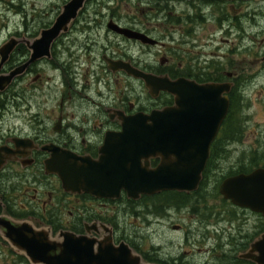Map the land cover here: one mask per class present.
I'll use <instances>...</instances> for the list:
<instances>
[{
    "label": "flooded vegetation",
    "instance_id": "flooded-vegetation-1",
    "mask_svg": "<svg viewBox=\"0 0 264 264\" xmlns=\"http://www.w3.org/2000/svg\"><path fill=\"white\" fill-rule=\"evenodd\" d=\"M94 6V18L81 17L86 7L70 26L71 32L77 23L82 25L79 30L84 40L72 50L70 63L56 55L57 43L69 32L54 43L51 59L32 64L15 79L12 104L25 105L26 116L14 114L9 120L4 111L0 113V264H33L15 250L5 223L14 229L27 225L51 238L70 232L104 239L109 235L105 229H111L118 242L123 228L115 222L117 208L120 211L136 202L141 211L162 216L165 209L155 213L149 204L154 197L176 194L166 192L134 201L123 190L119 198H97L67 192L60 177L47 173V162L53 159L48 149L98 161L107 137L122 132L117 113L149 114L176 106V96L163 91L152 96L144 80L111 69V62L171 82L226 84L232 91L264 88V0H102ZM15 38L18 43L10 69L20 68L31 57L27 36ZM230 54L236 56L235 61L229 59ZM80 56L90 59L85 68L77 67ZM46 67L56 74L44 77ZM26 79H30L28 99L21 94ZM52 83L59 96H51L56 93ZM43 87L49 93L46 97ZM4 95L0 94V111L7 104ZM213 150L216 163L229 151L224 125L212 145L211 158ZM251 161L249 165L256 163L255 158ZM150 162L155 168L160 160ZM169 206L175 204L164 207ZM235 208L259 217L248 209ZM248 242L242 247H249Z\"/></svg>",
    "mask_w": 264,
    "mask_h": 264
},
{
    "label": "water",
    "instance_id": "water-1",
    "mask_svg": "<svg viewBox=\"0 0 264 264\" xmlns=\"http://www.w3.org/2000/svg\"><path fill=\"white\" fill-rule=\"evenodd\" d=\"M88 1L70 0L51 28L43 30L33 43L27 42L32 54L20 68L3 73L17 40L12 38L0 48V93L32 64L51 59L54 43L70 31ZM110 68L144 80L152 96L161 91L176 96V106L151 114L117 113L122 132L107 137L98 161L48 149L53 159L47 162V173L60 177L67 192H85L105 199L119 198L123 190L133 200L162 192L198 190L211 146L230 110L231 85L171 82L122 62H111ZM151 159L160 160L157 167L151 168ZM220 194L233 205L264 217V168L225 179ZM5 227L8 237L15 241V250L33 264H143L140 255L125 242L116 245L113 236L98 240L62 232L51 238L27 225L14 229L5 223ZM239 258L264 264V234Z\"/></svg>",
    "mask_w": 264,
    "mask_h": 264
},
{
    "label": "rangeland",
    "instance_id": "rangeland-1",
    "mask_svg": "<svg viewBox=\"0 0 264 264\" xmlns=\"http://www.w3.org/2000/svg\"><path fill=\"white\" fill-rule=\"evenodd\" d=\"M69 1L0 0V48L15 36L22 39L21 37L26 35V40L32 41L38 38L42 30L53 25ZM96 1L102 0L89 2L81 17H95ZM79 29L82 30L83 26L77 23L70 34L57 43L56 55L62 62L70 63L72 50L83 43ZM20 35L21 37H18ZM229 59L235 61L236 56L230 54ZM77 60L80 63L77 67L85 68L90 59L80 56ZM98 61H101L100 56ZM71 65L73 68L74 63ZM11 66L12 62L7 65L6 71H10ZM54 71L53 68L46 67L43 76L53 77L56 74ZM29 81L30 79H26L21 85V94L27 99L31 97L27 89ZM10 88L4 95V102L7 104L0 113L4 111L5 118L9 120L14 114L20 118L26 116L28 111L25 105L12 104L15 85ZM138 91L141 92L142 89L139 88ZM41 92L45 93L43 97L49 95L44 87ZM52 92L56 93L51 96H59L54 86ZM240 92L243 103L238 109L240 113L228 122L226 129L228 132H238L242 128L243 135L241 138H234L230 132L231 136L226 137L229 151L227 150L219 163H215L208 184L201 194L188 199L187 205L184 204L185 200L173 207H164L166 203L157 201L154 203L157 209L153 204H149V209H153L155 213L165 209L164 213H160L162 216L145 213L137 205L129 204L126 209L120 211L117 208L119 214L115 222L123 228L119 229L120 234L138 245L141 251L156 253L165 261L179 260L182 264H230V259L245 248L242 245L247 239L251 242L256 234L264 232L262 217L237 210L219 193L220 185L230 173L242 167L249 169L252 166H264V88L247 87ZM142 97L145 95L142 94ZM252 158L256 159V165L250 166ZM176 226L181 229H175Z\"/></svg>",
    "mask_w": 264,
    "mask_h": 264
},
{
    "label": "trees",
    "instance_id": "trees-1",
    "mask_svg": "<svg viewBox=\"0 0 264 264\" xmlns=\"http://www.w3.org/2000/svg\"><path fill=\"white\" fill-rule=\"evenodd\" d=\"M241 92L239 90H233L231 95H230V99H231V106H230V111H229V115L226 119V122H225V128L227 127L228 125V122L233 118V117H236L237 114H239L240 112H238V109H240L241 107V104L242 103V99H241ZM238 116V115H237ZM230 132L234 135V138L236 137H242L243 135V130L242 128H240L237 131H227L226 129V135L227 136H231L229 135ZM236 133V134H235ZM236 136V137H235ZM217 152L215 150H213V153H212V158L211 160L209 161L208 163V166L204 172V175H203V181H202V184H201V188L199 191H197L195 194L199 195L201 194L205 189V186L208 184V181L211 177V171H213V168L215 167V163L217 162ZM251 165H256V163H253V164H250ZM255 167H251V168H246V167H242L241 169H239L238 171H234L232 173H230L228 176L226 177H229L231 175H237V174H241V173H249L251 172ZM225 177V178H226ZM224 178V179H225ZM188 199H192V197L190 198L188 195L184 194V193H176L174 194L173 196H164V197H161V196H157V197H154L153 200L155 201H152L153 204L157 201H160V202H164L166 203V205H169L171 203L175 204V206H177L178 204H180L181 202H183L185 200V203H187ZM134 202H130V204L134 205L133 204ZM151 203V202H149ZM155 206V205H154ZM156 207V206H155ZM157 209V208H156ZM130 245L139 253H141L144 257V259L146 261H150V262H156L158 261V263H162V262H159V260L157 259V257H153V256H150V255H147L145 252L141 251L138 247V245H136L135 243H133L132 241L129 242ZM244 248V247H243ZM245 249H243L242 251L238 252L237 256H235L234 258H231L230 259V264H242L243 261H240V259L238 258V255L242 252H244Z\"/></svg>",
    "mask_w": 264,
    "mask_h": 264
}]
</instances>
